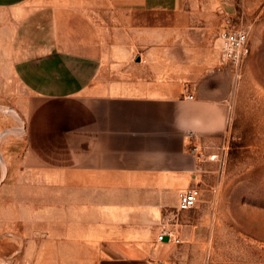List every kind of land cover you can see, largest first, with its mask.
I'll list each match as a JSON object with an SVG mask.
<instances>
[{
    "label": "crops",
    "instance_id": "crops-1",
    "mask_svg": "<svg viewBox=\"0 0 264 264\" xmlns=\"http://www.w3.org/2000/svg\"><path fill=\"white\" fill-rule=\"evenodd\" d=\"M231 5L0 0L1 101L19 117L0 109L10 264L178 258L159 235L188 230L181 190L211 193L202 148L227 129L233 74L207 23Z\"/></svg>",
    "mask_w": 264,
    "mask_h": 264
},
{
    "label": "rangeland",
    "instance_id": "rangeland-1",
    "mask_svg": "<svg viewBox=\"0 0 264 264\" xmlns=\"http://www.w3.org/2000/svg\"><path fill=\"white\" fill-rule=\"evenodd\" d=\"M222 1L231 3L232 11H216L209 19L212 36L225 26L248 27L250 52L238 67L228 64L233 83L227 129L202 148L203 158L213 164L204 167L211 193L206 203L181 211L188 230L170 264H264V0ZM13 82L9 88L16 94L22 89ZM2 89L8 87L0 86V109L19 120L11 103L1 101ZM1 227L0 264H10Z\"/></svg>",
    "mask_w": 264,
    "mask_h": 264
},
{
    "label": "built area",
    "instance_id": "built-area-1",
    "mask_svg": "<svg viewBox=\"0 0 264 264\" xmlns=\"http://www.w3.org/2000/svg\"><path fill=\"white\" fill-rule=\"evenodd\" d=\"M250 30L248 27L225 26L218 35L221 61L238 67L250 52L249 47ZM190 98L193 96L190 95ZM200 192L196 187H189L180 191L179 206L180 211L194 209L199 201ZM165 237L176 244H181L182 240L173 231L165 228L159 235L162 241Z\"/></svg>",
    "mask_w": 264,
    "mask_h": 264
},
{
    "label": "water",
    "instance_id": "water-1",
    "mask_svg": "<svg viewBox=\"0 0 264 264\" xmlns=\"http://www.w3.org/2000/svg\"><path fill=\"white\" fill-rule=\"evenodd\" d=\"M166 239L168 240V237Z\"/></svg>",
    "mask_w": 264,
    "mask_h": 264
}]
</instances>
